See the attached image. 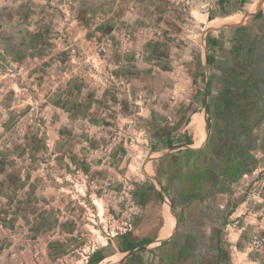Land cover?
<instances>
[{
    "label": "rangeland",
    "instance_id": "obj_1",
    "mask_svg": "<svg viewBox=\"0 0 264 264\" xmlns=\"http://www.w3.org/2000/svg\"><path fill=\"white\" fill-rule=\"evenodd\" d=\"M194 134L231 152V178L260 146L264 177V0H0V264L196 262L236 201L222 213L230 184L194 182L212 175L177 150ZM158 193L186 245L173 260L141 242ZM212 239L198 264H221Z\"/></svg>",
    "mask_w": 264,
    "mask_h": 264
},
{
    "label": "crops",
    "instance_id": "obj_2",
    "mask_svg": "<svg viewBox=\"0 0 264 264\" xmlns=\"http://www.w3.org/2000/svg\"><path fill=\"white\" fill-rule=\"evenodd\" d=\"M198 113L202 115L203 122L207 120L206 110L197 111L195 114ZM201 134L202 137L198 138V141L203 142L205 137L204 131ZM192 140V144L186 146L182 145L178 147L177 150L182 149L185 156H190L193 166L198 169V174L201 173V171H199L200 168H203L205 172L212 173V175L208 177L199 178L196 176L194 182L201 179L203 183L217 181L222 184H224V182L230 184L229 191L224 189L221 190L220 187L216 188L217 191L213 193L214 201L216 206L222 210V213H224L225 208L229 206L231 199L236 201V204L232 207V210L228 211L226 214H215L213 222H208L205 227H202V232H206L205 236L208 238V244L206 246L207 251L203 254L194 252L193 255L197 257V260L190 264H198L199 259H202L205 254H209L210 256L212 251L214 252L213 249L215 245L212 243V238L215 236V233H218L220 236V249L218 252L221 255V264H264V177L256 175L257 170H259L262 165V162L257 161L259 156L257 152H262V149L260 146L245 149L244 151H247L248 154L255 155V157L252 158L254 159V163L251 168L246 170L245 166H243L245 171L242 173H244V175H235L237 177L233 176L231 178V171L230 173L223 171L224 168H227V170L233 168L234 157H232L231 152H229V155H227L226 152L218 156L213 146H207L203 143L196 144V134H194ZM164 163L168 164L169 161L164 160ZM216 166L219 169L222 168V172H218ZM179 167V164L176 163V169ZM252 171L253 173L250 174ZM179 183H182V179L179 180ZM237 184L244 186H242L244 189L242 192L235 190ZM254 185L259 186L254 189ZM193 197L194 196L191 198ZM194 201H197V199ZM194 201L191 199V206L195 205V203H193ZM160 207L161 215L159 227L156 236L151 240L150 244H157L161 252H164L170 260H173L174 257L170 256L173 250L179 249L181 253L183 252V248L186 249V245L179 244L180 241L177 239L180 219L172 210L171 202L165 200L164 197H162ZM166 210L172 218L173 224L169 223L168 227L172 226L170 231L167 232L165 229L163 233V228L167 227L168 221L171 222L168 216L166 218ZM194 217L195 216H193V218ZM196 220L198 221L197 218ZM199 231L200 230H198V232ZM148 254L151 255L150 252ZM182 257V255L176 256L177 263L187 264ZM128 260L129 258L125 259L124 262H129Z\"/></svg>",
    "mask_w": 264,
    "mask_h": 264
},
{
    "label": "trees",
    "instance_id": "obj_3",
    "mask_svg": "<svg viewBox=\"0 0 264 264\" xmlns=\"http://www.w3.org/2000/svg\"><path fill=\"white\" fill-rule=\"evenodd\" d=\"M208 60H211V57L208 56ZM187 143H191V141H187ZM159 197L162 199V195L160 193H158ZM152 239H147V240H143L141 242H144V243H150ZM138 243L137 242H129L128 243V246L123 248V250H127L135 245H137ZM107 255H105L102 251H97L95 252L93 255H92V258L90 259L89 261V264H97L99 263L101 260H103Z\"/></svg>",
    "mask_w": 264,
    "mask_h": 264
},
{
    "label": "bare ground",
    "instance_id": "obj_4",
    "mask_svg": "<svg viewBox=\"0 0 264 264\" xmlns=\"http://www.w3.org/2000/svg\"><path fill=\"white\" fill-rule=\"evenodd\" d=\"M201 133H202V132L198 131L199 138L202 137V134H201ZM166 231L169 232L170 230L166 228ZM165 234H166V233H165Z\"/></svg>",
    "mask_w": 264,
    "mask_h": 264
},
{
    "label": "water",
    "instance_id": "obj_5",
    "mask_svg": "<svg viewBox=\"0 0 264 264\" xmlns=\"http://www.w3.org/2000/svg\"><path fill=\"white\" fill-rule=\"evenodd\" d=\"M136 247H137V246H136ZM136 247L131 248V249L129 250V253L133 252V251L136 249Z\"/></svg>",
    "mask_w": 264,
    "mask_h": 264
}]
</instances>
